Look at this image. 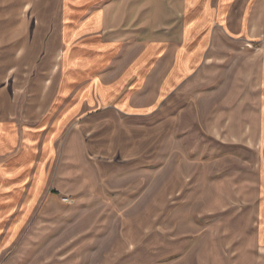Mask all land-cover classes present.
I'll list each match as a JSON object with an SVG mask.
<instances>
[{
  "label": "rangeland",
  "instance_id": "374dc122",
  "mask_svg": "<svg viewBox=\"0 0 264 264\" xmlns=\"http://www.w3.org/2000/svg\"><path fill=\"white\" fill-rule=\"evenodd\" d=\"M62 2L0 0V108L42 127L48 167L41 202L0 264H264L258 186L229 178L252 171L258 155L203 129L214 86L195 84L149 118L106 110L58 130ZM255 43L248 53L228 42L215 50L236 66Z\"/></svg>",
  "mask_w": 264,
  "mask_h": 264
},
{
  "label": "crops",
  "instance_id": "0c3cea01",
  "mask_svg": "<svg viewBox=\"0 0 264 264\" xmlns=\"http://www.w3.org/2000/svg\"><path fill=\"white\" fill-rule=\"evenodd\" d=\"M157 1L163 6L160 13ZM170 1L177 11H169ZM60 17L63 79L58 102L64 106L58 130L77 115L106 110L149 118L195 84L214 86L202 126L219 145L258 155L252 171L229 178L239 176L241 188L255 179L264 245V0H63ZM224 42L239 44L246 53L253 42L261 49L232 66L230 55L215 50ZM3 107L0 257L40 204L48 176L42 127L11 119ZM17 210L21 214L13 222Z\"/></svg>",
  "mask_w": 264,
  "mask_h": 264
}]
</instances>
